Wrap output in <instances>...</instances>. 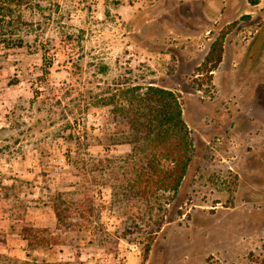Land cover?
Returning a JSON list of instances; mask_svg holds the SVG:
<instances>
[{
  "label": "rangeland",
  "instance_id": "rangeland-1",
  "mask_svg": "<svg viewBox=\"0 0 264 264\" xmlns=\"http://www.w3.org/2000/svg\"><path fill=\"white\" fill-rule=\"evenodd\" d=\"M3 5L0 254L264 264V0ZM148 85L179 96L193 153L177 191L145 200L129 189L132 148L115 140L129 128L111 103ZM26 225L46 229L47 244L31 248Z\"/></svg>",
  "mask_w": 264,
  "mask_h": 264
},
{
  "label": "trees",
  "instance_id": "trees-1",
  "mask_svg": "<svg viewBox=\"0 0 264 264\" xmlns=\"http://www.w3.org/2000/svg\"><path fill=\"white\" fill-rule=\"evenodd\" d=\"M6 2L0 0V12L6 8L3 5ZM222 50L221 44L215 49L217 63L221 62ZM121 94L124 99L120 102L113 99L111 104L115 120L129 128L120 139H115L116 142L130 144L132 148L125 172L129 189L135 197L145 200L159 191H177L188 172L193 153L192 138L179 96L170 89L154 85L145 89L127 87ZM57 213L60 221L59 209ZM44 232L47 230L26 225L22 235L31 248H37L47 244ZM151 241L146 246L148 253ZM0 264L27 262L10 260L0 254Z\"/></svg>",
  "mask_w": 264,
  "mask_h": 264
},
{
  "label": "built area",
  "instance_id": "built-area-1",
  "mask_svg": "<svg viewBox=\"0 0 264 264\" xmlns=\"http://www.w3.org/2000/svg\"><path fill=\"white\" fill-rule=\"evenodd\" d=\"M138 249V247L135 245L134 247H133V250H137Z\"/></svg>",
  "mask_w": 264,
  "mask_h": 264
},
{
  "label": "crops",
  "instance_id": "crops-1",
  "mask_svg": "<svg viewBox=\"0 0 264 264\" xmlns=\"http://www.w3.org/2000/svg\"><path fill=\"white\" fill-rule=\"evenodd\" d=\"M133 264V263H132Z\"/></svg>",
  "mask_w": 264,
  "mask_h": 264
}]
</instances>
